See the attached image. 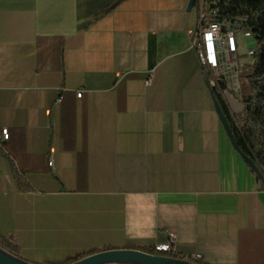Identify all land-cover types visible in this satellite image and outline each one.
Instances as JSON below:
<instances>
[{"label":"crops","instance_id":"1","mask_svg":"<svg viewBox=\"0 0 264 264\" xmlns=\"http://www.w3.org/2000/svg\"><path fill=\"white\" fill-rule=\"evenodd\" d=\"M114 2L0 0V234L30 264L167 232L192 262L264 264V190L208 86L243 111L237 55L212 85L194 0Z\"/></svg>","mask_w":264,"mask_h":264},{"label":"trees","instance_id":"2","mask_svg":"<svg viewBox=\"0 0 264 264\" xmlns=\"http://www.w3.org/2000/svg\"><path fill=\"white\" fill-rule=\"evenodd\" d=\"M124 1L115 0L105 12L117 7ZM211 1L215 2L216 21L221 25L223 32L229 29L233 32L234 30L242 33L248 32L257 43L253 56L254 62L252 66L248 67L249 92L241 95L243 111L240 114H234L231 111L219 84L216 83L211 91L230 125L240 151L255 165L256 171L249 167L257 177L260 188L264 190V0ZM197 4L198 0L195 1V6ZM203 71L208 79L214 76V72L211 69L203 67ZM15 177L21 190H32V187L26 183L22 174L16 172ZM0 248L13 257L19 258L17 248L1 234ZM142 252L159 257L181 259L191 264H203L201 262H192V260L181 257L178 254L172 256L157 252L154 248L145 249ZM94 254L96 253L81 256L68 261L66 264L75 263Z\"/></svg>","mask_w":264,"mask_h":264},{"label":"built area","instance_id":"3","mask_svg":"<svg viewBox=\"0 0 264 264\" xmlns=\"http://www.w3.org/2000/svg\"><path fill=\"white\" fill-rule=\"evenodd\" d=\"M195 7L199 14V24L194 37L193 47L198 51L199 61L202 68L211 69L216 73L215 77L220 78V51L229 53L235 57L238 53L234 32L230 29L223 32L221 25L216 21L215 2H212L211 0H198V4ZM243 36L245 38H251V35L248 32H243ZM248 53L249 56L253 57L255 50L250 49ZM150 82V80H147L146 84L149 85ZM77 97L80 99L82 93H78ZM61 102L62 98L59 97L56 100V104H60ZM9 139V130L6 128L2 129L0 131V144L8 142ZM167 236V242L156 245L154 249L157 252L176 256L178 254L176 248V235L172 232H167ZM193 259L194 261L199 262L202 258L200 256H195Z\"/></svg>","mask_w":264,"mask_h":264},{"label":"water","instance_id":"4","mask_svg":"<svg viewBox=\"0 0 264 264\" xmlns=\"http://www.w3.org/2000/svg\"><path fill=\"white\" fill-rule=\"evenodd\" d=\"M195 1L196 0H194V5H195ZM208 86L212 90L211 85L208 84ZM214 104H215V108L218 113V116L225 128V131L234 149L243 158V160L252 169L256 171L257 169L255 165L252 163V161L249 160L240 151L238 144L235 141L232 130L230 128V125L224 113L222 112L219 104L215 101V99H214ZM0 264H30V263H27L21 260L20 258L13 257L12 255L4 251L2 248H0ZM72 264H191V263L185 260H181V259L150 255L142 251H136V250H110V251L96 253L94 255L88 256Z\"/></svg>","mask_w":264,"mask_h":264},{"label":"rangeland","instance_id":"5","mask_svg":"<svg viewBox=\"0 0 264 264\" xmlns=\"http://www.w3.org/2000/svg\"><path fill=\"white\" fill-rule=\"evenodd\" d=\"M234 35L237 41L238 54L237 60L240 66V75H239V86L242 94L249 92V82H248V67L252 66L254 58L249 56V50L257 48V43L254 38H245L243 33L237 30H234ZM254 56V55H253ZM212 85L215 84L214 76L210 78Z\"/></svg>","mask_w":264,"mask_h":264},{"label":"bare ground","instance_id":"6","mask_svg":"<svg viewBox=\"0 0 264 264\" xmlns=\"http://www.w3.org/2000/svg\"><path fill=\"white\" fill-rule=\"evenodd\" d=\"M253 55H254V53H253Z\"/></svg>","mask_w":264,"mask_h":264}]
</instances>
